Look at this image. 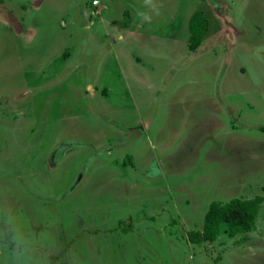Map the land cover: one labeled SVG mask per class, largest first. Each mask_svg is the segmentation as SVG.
<instances>
[{
    "label": "rangeland",
    "instance_id": "1",
    "mask_svg": "<svg viewBox=\"0 0 264 264\" xmlns=\"http://www.w3.org/2000/svg\"><path fill=\"white\" fill-rule=\"evenodd\" d=\"M263 125L264 0H3L0 264H264V201L187 239L264 193Z\"/></svg>",
    "mask_w": 264,
    "mask_h": 264
},
{
    "label": "trees",
    "instance_id": "2",
    "mask_svg": "<svg viewBox=\"0 0 264 264\" xmlns=\"http://www.w3.org/2000/svg\"><path fill=\"white\" fill-rule=\"evenodd\" d=\"M221 1V0H214ZM3 0H0V4ZM208 18L200 11H194L188 18L187 47L191 52L197 51L202 38L208 31ZM264 130V125L261 126ZM264 201V193L252 197H233L225 201L212 200L209 202L203 216L200 229H192L187 233L188 241L192 243L213 242L221 232L233 237L254 229L257 214L261 202Z\"/></svg>",
    "mask_w": 264,
    "mask_h": 264
},
{
    "label": "crops",
    "instance_id": "3",
    "mask_svg": "<svg viewBox=\"0 0 264 264\" xmlns=\"http://www.w3.org/2000/svg\"><path fill=\"white\" fill-rule=\"evenodd\" d=\"M210 23L208 24V31L206 32V34L204 35V37L202 38V40H201V43H200V45L198 46V48H197V50H199V48H200V46L201 45H203L204 44V42L207 40V36H208V34H209V30H210ZM216 35V34H215Z\"/></svg>",
    "mask_w": 264,
    "mask_h": 264
}]
</instances>
